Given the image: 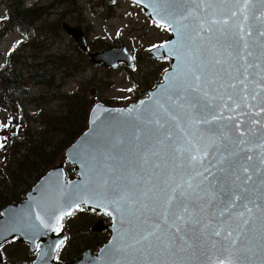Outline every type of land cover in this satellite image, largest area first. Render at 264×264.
Masks as SVG:
<instances>
[{
  "label": "snow or ice",
  "instance_id": "1",
  "mask_svg": "<svg viewBox=\"0 0 264 264\" xmlns=\"http://www.w3.org/2000/svg\"><path fill=\"white\" fill-rule=\"evenodd\" d=\"M261 5L235 0L222 13L213 0H154L155 26L177 37L153 45L165 49L163 59L179 62L165 78L168 87L133 117L129 136L101 134L83 148L89 179L59 206L12 214L11 241L20 233L40 249L42 229L59 235L65 218L88 203L136 221L121 235L119 250L173 255L211 244L228 253L217 264H239L254 210L264 215V0ZM65 239L47 252L58 253ZM9 242L0 225V248Z\"/></svg>",
  "mask_w": 264,
  "mask_h": 264
},
{
  "label": "rangeland",
  "instance_id": "2",
  "mask_svg": "<svg viewBox=\"0 0 264 264\" xmlns=\"http://www.w3.org/2000/svg\"><path fill=\"white\" fill-rule=\"evenodd\" d=\"M20 1L24 16L33 13L35 18L30 21L18 18L13 26H10L9 22L0 24V34H3L0 39L2 69L9 68L11 62L12 65L20 62L27 64L32 58L43 59L44 56H51V53L58 55L64 52L73 60L65 92L69 91L70 95L74 88L78 91L87 88V94L93 96L96 102L112 107H124L145 97L154 85L160 82L162 73L169 68L168 60H155L147 53L153 45L167 40L168 31L151 24L142 10L130 4L128 0H114L111 4L107 0ZM11 2L12 0H0V17L6 15L9 18L7 12L10 15L14 12L15 7ZM63 23L82 31L89 47L88 51L83 52L77 48L74 41L63 32ZM20 40L22 43L15 54L7 56L5 51L13 48ZM98 40L103 41L104 48L124 47L134 58L133 68L126 69L119 65L110 69L101 63H91L88 55L100 51L96 44ZM33 88V93H36L38 89ZM3 95V91H0V122L4 125L15 107L9 100H5ZM29 97L30 100L24 106L25 113L27 117L35 120L38 114L35 100L38 101V98L32 93H29ZM51 108L55 111L62 109L56 104ZM60 163H64V156ZM72 225L71 223L69 227ZM69 230L71 232L70 228Z\"/></svg>",
  "mask_w": 264,
  "mask_h": 264
},
{
  "label": "trees",
  "instance_id": "3",
  "mask_svg": "<svg viewBox=\"0 0 264 264\" xmlns=\"http://www.w3.org/2000/svg\"><path fill=\"white\" fill-rule=\"evenodd\" d=\"M11 4L15 7L11 22H16L18 18L28 21L35 18L33 13L24 16L20 0H12ZM2 37L3 34H0V39ZM96 44L99 50L105 46L101 40ZM10 64L9 68L0 69V91L4 93L3 98L15 107L6 122L9 127H0V143L5 145L0 148V209L22 199L49 169L63 160L65 150L86 129L88 112L96 101L87 94V88L82 91L74 88L70 95L69 91H64L73 67L72 58L64 52L58 55L51 53L43 59L32 58L27 64ZM32 87L38 91L33 93ZM29 93L38 98V101L34 99L38 112L35 120L25 113ZM53 104L62 109L53 110ZM64 164L66 178L72 179L73 168ZM79 213L78 220L72 221L73 225L69 227L72 239L67 250L64 247L61 249L58 261L76 259L82 249H94L103 240L90 231L99 215L85 210ZM77 230L82 233L75 234ZM1 251L4 260L11 264H28L30 260L25 245L11 242L4 245Z\"/></svg>",
  "mask_w": 264,
  "mask_h": 264
},
{
  "label": "water",
  "instance_id": "4",
  "mask_svg": "<svg viewBox=\"0 0 264 264\" xmlns=\"http://www.w3.org/2000/svg\"><path fill=\"white\" fill-rule=\"evenodd\" d=\"M130 1L142 6L145 15L152 22L158 19L152 7L154 0H140L139 3H137V0ZM213 2L219 6L222 13H227L228 9L235 4V0H213ZM145 5L149 6L145 7ZM256 5L258 8L261 7V0H256ZM62 29L74 40L80 50H87L86 41L80 29L65 23L62 24ZM169 33L170 37L167 41L175 42L177 39L176 34L170 31ZM149 55L155 58H162L165 55V49L153 48L149 51ZM89 57L93 64L103 63L105 67L115 68L119 62L125 63L129 68L133 66L132 56L127 53L124 47L103 49L89 54ZM168 59L170 60V68L163 73L161 82L157 83L154 89L148 92L147 97L140 98L125 107H109L100 102L92 106L86 130L66 149L64 155L65 161L73 166L76 176L74 179H66L64 166L60 163L47 171L32 189L24 195L23 199L16 202L15 205H6L0 210V225L4 226V235L9 240H11V237L8 229L12 227V214H26L30 207L35 210L38 204L59 206L74 186L84 184L89 179V173L86 172L84 165L81 163L82 150L89 142L97 140L101 134L105 133L111 134L113 137L130 135L133 117L136 116L137 112H142L145 107L151 105L154 97L159 96L168 87V81L165 78L174 75V69L179 63L174 57L169 56ZM129 109L136 111L129 113ZM225 115L232 114L225 111ZM200 127L199 124L196 125V128ZM212 150L214 148L210 149V151ZM95 204V200L91 201V205ZM81 207L102 212L106 215H108L107 212L111 211V209H106L105 207L96 208L90 206L88 203L82 204ZM108 216L111 219V223L105 227L109 232L106 244L101 246L95 254L91 250H85L79 259L64 264H89L90 261L92 264H111L112 259L115 260V264H217L218 259L228 257V253L222 248L219 246L213 248L211 244L200 245L197 248L177 252L173 255L141 254L129 249L119 250L122 247L121 235L130 226H134L136 221L131 217L121 221L119 214ZM95 230H100V227L97 226ZM42 231H45L46 234L37 240V243L40 244V249H37L35 244L29 243L22 234H14L20 236L17 242L28 245L29 253H35V258L31 264H62L54 260L56 251L49 253L47 249L49 245H53L65 237L61 233L57 235L43 229ZM109 252H112V256L105 255ZM238 252L240 254L236 259L239 260V264H264V215L260 214L259 209H255L253 212L249 238L244 247L239 249ZM3 264L7 263L3 262Z\"/></svg>",
  "mask_w": 264,
  "mask_h": 264
},
{
  "label": "flooded vegetation",
  "instance_id": "5",
  "mask_svg": "<svg viewBox=\"0 0 264 264\" xmlns=\"http://www.w3.org/2000/svg\"><path fill=\"white\" fill-rule=\"evenodd\" d=\"M7 13L9 14V19L11 20V18H12V14L10 15L9 12H7ZM15 23H17V19H16V22H15ZM15 23H14V24H15ZM106 224H108V221H107V223H106V221L104 220V225H100V224H98V223L96 222V220H95V221L92 223V225H91V229H90V231H91L92 233L98 234V235L100 236V238L105 239V237L107 236V232H106V229H105ZM97 226L100 227V230H95Z\"/></svg>",
  "mask_w": 264,
  "mask_h": 264
},
{
  "label": "bare ground",
  "instance_id": "6",
  "mask_svg": "<svg viewBox=\"0 0 264 264\" xmlns=\"http://www.w3.org/2000/svg\"><path fill=\"white\" fill-rule=\"evenodd\" d=\"M80 233H82V232H80V230H77V232H75V234H80Z\"/></svg>",
  "mask_w": 264,
  "mask_h": 264
}]
</instances>
